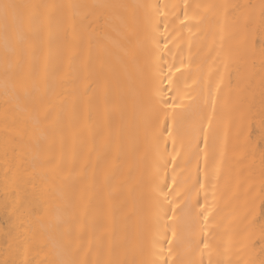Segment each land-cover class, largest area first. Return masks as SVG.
<instances>
[{
  "label": "bare ground",
  "instance_id": "6f19581e",
  "mask_svg": "<svg viewBox=\"0 0 264 264\" xmlns=\"http://www.w3.org/2000/svg\"><path fill=\"white\" fill-rule=\"evenodd\" d=\"M4 3L0 264H262L264 0Z\"/></svg>",
  "mask_w": 264,
  "mask_h": 264
},
{
  "label": "snow or ice",
  "instance_id": "6c2138e0",
  "mask_svg": "<svg viewBox=\"0 0 264 264\" xmlns=\"http://www.w3.org/2000/svg\"><path fill=\"white\" fill-rule=\"evenodd\" d=\"M16 8L17 6L13 4H8V3L0 4V10L3 11L5 17H7L10 12L13 14V16H15ZM168 107H175V105H168ZM201 187H203V184L201 185ZM262 264H264V262H262Z\"/></svg>",
  "mask_w": 264,
  "mask_h": 264
}]
</instances>
